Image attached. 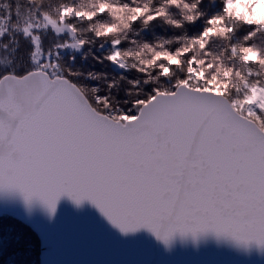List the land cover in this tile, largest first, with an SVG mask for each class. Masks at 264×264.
I'll use <instances>...</instances> for the list:
<instances>
[{"label":"snow or ice","instance_id":"snow-or-ice-1","mask_svg":"<svg viewBox=\"0 0 264 264\" xmlns=\"http://www.w3.org/2000/svg\"><path fill=\"white\" fill-rule=\"evenodd\" d=\"M204 4L0 5V193L50 216L64 196L87 201L121 233L144 229L165 247L213 237L264 249V0H220L193 37L129 40L138 22L194 25ZM97 41L110 54L82 60L135 78L73 71L76 56L63 53Z\"/></svg>","mask_w":264,"mask_h":264},{"label":"water","instance_id":"water-1","mask_svg":"<svg viewBox=\"0 0 264 264\" xmlns=\"http://www.w3.org/2000/svg\"><path fill=\"white\" fill-rule=\"evenodd\" d=\"M3 216L22 222L38 236L40 264H264V249L254 245L239 248L208 237L197 243L177 239L165 247L144 229L123 234L90 202L77 206L67 196L50 216L39 201L29 205L20 193H0Z\"/></svg>","mask_w":264,"mask_h":264},{"label":"trees","instance_id":"trees-1","mask_svg":"<svg viewBox=\"0 0 264 264\" xmlns=\"http://www.w3.org/2000/svg\"><path fill=\"white\" fill-rule=\"evenodd\" d=\"M77 3H90L91 0H76ZM7 3L9 8L15 10L18 5L22 4V0H0V5ZM205 16L197 21L194 25H185L183 30H175L162 22H153L147 28H143L138 22L133 26L134 31L138 32L139 35L129 34V40L135 39L137 41H146L149 43H155L157 41L166 42L172 40L177 36L186 35L188 37H193L198 35L205 27V21L207 18L221 11L220 0H216V3L209 4L208 0H205V4L202 6ZM22 11V9H21ZM174 18L179 19L180 13L176 10H172ZM5 15V9L0 7V17ZM106 20L110 21L111 18L106 17ZM17 20L16 15H12L11 21L15 22ZM9 31L11 32V24H9ZM241 35L243 32L240 33ZM9 40L8 34H6L0 44L6 43ZM47 43V41H46ZM101 42H95L90 48L86 47L80 52H68L63 53V57L67 60L69 55H75L76 60L71 63L69 67L73 71H79L81 73H94L106 75L108 78H117L119 76H125L128 79L135 78L136 74L132 71H122L121 73H116L112 70L111 64L108 62L97 63L92 59V55L97 57H103L110 54L112 51L111 45L109 43H104L101 48ZM21 53H25L26 49L24 47V42H21ZM167 46V45H166ZM176 45H172L175 47ZM122 48L135 47V45L123 44ZM91 52L88 59L82 60L81 56L85 53ZM8 55L3 50H0V60L4 56ZM89 83H95L94 81H89ZM41 256V245L38 236L34 231L21 223L20 221L13 219L8 216H3L0 218V264H40Z\"/></svg>","mask_w":264,"mask_h":264}]
</instances>
